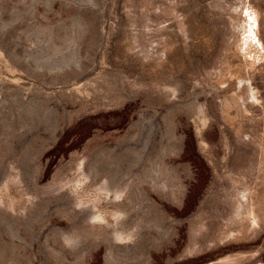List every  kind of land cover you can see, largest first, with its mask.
<instances>
[{
    "label": "rangeland",
    "instance_id": "obj_1",
    "mask_svg": "<svg viewBox=\"0 0 264 264\" xmlns=\"http://www.w3.org/2000/svg\"><path fill=\"white\" fill-rule=\"evenodd\" d=\"M0 264H264V0H0Z\"/></svg>",
    "mask_w": 264,
    "mask_h": 264
},
{
    "label": "bare ground",
    "instance_id": "obj_2",
    "mask_svg": "<svg viewBox=\"0 0 264 264\" xmlns=\"http://www.w3.org/2000/svg\"><path fill=\"white\" fill-rule=\"evenodd\" d=\"M251 20L253 21V24L255 25L256 24V20L253 17H251ZM251 32L253 34V39H254L256 37V35H254L255 33H254V30H253V27H251ZM257 43L260 44L259 40L257 41Z\"/></svg>",
    "mask_w": 264,
    "mask_h": 264
}]
</instances>
